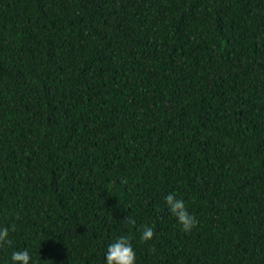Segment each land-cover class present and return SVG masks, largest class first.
<instances>
[{
    "label": "trees",
    "instance_id": "obj_1",
    "mask_svg": "<svg viewBox=\"0 0 264 264\" xmlns=\"http://www.w3.org/2000/svg\"><path fill=\"white\" fill-rule=\"evenodd\" d=\"M13 224L0 264H264V0H0Z\"/></svg>",
    "mask_w": 264,
    "mask_h": 264
},
{
    "label": "clouds",
    "instance_id": "obj_2",
    "mask_svg": "<svg viewBox=\"0 0 264 264\" xmlns=\"http://www.w3.org/2000/svg\"><path fill=\"white\" fill-rule=\"evenodd\" d=\"M165 203L168 211L176 218L182 231L190 232L197 226L198 220L194 215L189 213L186 203L183 199L178 198L176 193H169L165 196ZM126 224L135 225V220L126 217L123 221ZM11 231H16V225L0 228V247L10 245L9 239ZM154 236L153 229L145 225L140 236L141 242H147ZM131 235H121L115 241L108 245L106 251V264H136V253L131 244ZM31 256L25 249L24 251H14L11 256V264H30Z\"/></svg>",
    "mask_w": 264,
    "mask_h": 264
}]
</instances>
